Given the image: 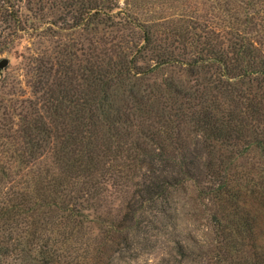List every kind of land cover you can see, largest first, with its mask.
<instances>
[{
	"label": "trees",
	"instance_id": "1",
	"mask_svg": "<svg viewBox=\"0 0 264 264\" xmlns=\"http://www.w3.org/2000/svg\"><path fill=\"white\" fill-rule=\"evenodd\" d=\"M120 3L51 1L71 22L29 58L27 93L0 85V264L99 263L91 211L141 168L149 202L204 206L206 264H264V0H195L172 21ZM26 12L1 3L0 22L38 29Z\"/></svg>",
	"mask_w": 264,
	"mask_h": 264
},
{
	"label": "rangeland",
	"instance_id": "2",
	"mask_svg": "<svg viewBox=\"0 0 264 264\" xmlns=\"http://www.w3.org/2000/svg\"><path fill=\"white\" fill-rule=\"evenodd\" d=\"M51 1L57 0H44L42 3L39 0H0V4L7 3L23 13H27L30 7L31 14L38 18V29H28L29 24H26L23 25L25 30H14V25L0 22V58L9 60L0 72V85L6 91L19 95L29 91V58L34 52L51 50L59 37L57 26L64 18L71 22L66 11L52 6ZM120 1L122 5L123 0ZM154 2L162 7L163 15H172L167 17L172 21L181 13L189 15L195 0ZM40 6L41 10L38 9ZM140 16L146 18L149 14L143 12ZM133 30L134 39L138 40L136 30ZM5 41L11 45H4ZM170 71L165 68L162 73L165 75ZM147 175L148 172L141 168L131 175L126 185L109 188L98 196L94 210L91 211L94 221L86 229L82 243L97 248L98 251L94 249L93 255L103 256L97 264H206L204 256L209 254L211 244L202 242L203 239L210 241L204 206L186 200L179 190L176 196L170 198L171 207L167 203L161 207L159 201L149 202L144 191H141ZM180 242L182 245H190L185 253H181ZM108 257H111L110 262L107 261ZM91 258L87 257L86 260Z\"/></svg>",
	"mask_w": 264,
	"mask_h": 264
},
{
	"label": "water",
	"instance_id": "3",
	"mask_svg": "<svg viewBox=\"0 0 264 264\" xmlns=\"http://www.w3.org/2000/svg\"><path fill=\"white\" fill-rule=\"evenodd\" d=\"M9 60L5 57L0 58V72L3 68H5L8 64Z\"/></svg>",
	"mask_w": 264,
	"mask_h": 264
}]
</instances>
